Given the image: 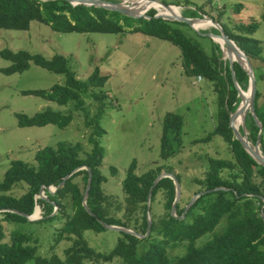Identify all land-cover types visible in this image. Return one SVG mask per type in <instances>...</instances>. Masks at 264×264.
Instances as JSON below:
<instances>
[{
	"label": "trees",
	"instance_id": "obj_1",
	"mask_svg": "<svg viewBox=\"0 0 264 264\" xmlns=\"http://www.w3.org/2000/svg\"><path fill=\"white\" fill-rule=\"evenodd\" d=\"M144 7L138 6L134 9ZM242 8L243 4L238 3L234 6V11L239 14ZM156 12L147 8L134 15L145 14L149 19H133L102 8L72 6L64 0H0V30L28 31L31 22H38L61 33H142L178 47L184 73L200 76L211 82L218 99L219 110L213 133L204 139L195 140L194 143L208 142L212 136L218 135L227 143L232 155L231 161L209 160V169L204 178L199 180L202 186L199 192L215 188L225 190L201 195L185 216L179 219L177 217L181 216L183 209H180L178 203L175 209L177 217L171 215L175 197L174 183L169 178L161 179L150 196L151 229L148 236L139 239L132 234L119 232L120 238L109 253L96 252L84 241L83 234L89 230L96 233L107 230L100 221L129 229L137 235L146 233L148 192L163 167L156 166L142 175H137L134 173L136 162L133 160L122 181L125 201L123 221L111 213L113 208L111 205L108 208L107 205L111 198L102 189L106 178L100 171L104 154L98 141L104 134L99 121L106 107L107 95L102 89L108 76L101 75L98 67H95L85 80H79L69 67L67 59L60 54L46 59L40 54H30L23 50L13 52L2 49L0 57L10 63L0 69L4 75L20 74L34 65L65 78L63 84H55L49 90H25L20 92L21 95L36 96L59 106L73 102V110L82 113L85 112L82 95H90L98 107L89 121L84 120L85 126L92 130L87 138L90 150L84 153V157L79 143L71 145L61 142L56 147L38 150L34 155V166L22 161H12L0 181L2 221L27 222L19 213L30 216L35 207H38L37 215L39 216L40 211L42 218L30 222L60 221L55 240L59 242L65 238L70 245L63 250L62 256H35L36 240L26 233L13 230L9 240L2 242L0 225V264H264V167L247 154L229 127L230 114L243 100V96L240 100L232 81L229 63L222 61V51L217 43H212V55H206L197 43L178 28V25L186 24L154 18ZM199 12V9H194L190 13H182V16L200 19ZM200 13L203 17L206 15ZM260 19L264 22V13ZM215 22L221 25L229 39L247 56L251 65V61L261 58L260 41L252 37L258 29L257 23L239 24L233 32L218 19ZM211 32L219 33L214 29ZM233 71L237 85L242 91H246V72L236 62L233 63ZM253 72L256 81L253 109L262 127L259 149L264 156V101L260 105L257 103L261 91L257 89L254 68ZM15 116L20 128L55 125L64 129L72 121L71 114L63 115L51 110H44L31 117L19 113ZM244 125L248 132L247 139L254 145L259 127L251 112L246 113ZM182 128L183 120L179 115L165 114L160 136L161 159L167 160L181 151ZM77 168L82 169L71 174ZM86 168L91 172L90 190L86 199L89 212L82 205L88 181ZM110 171L113 176L116 175L114 168ZM68 175L69 178L63 181ZM61 183L63 184L59 187ZM21 184L26 190L19 198L8 194L12 188ZM51 186L57 188L54 193L48 190ZM41 187L44 199L37 198ZM158 193H162L164 198L165 214L156 219V212L152 213L151 206ZM117 206L115 209L119 212L120 207ZM55 207L57 211L53 214ZM178 246L184 247V253L179 256H170L167 253V248Z\"/></svg>",
	"mask_w": 264,
	"mask_h": 264
},
{
	"label": "rangeland",
	"instance_id": "obj_2",
	"mask_svg": "<svg viewBox=\"0 0 264 264\" xmlns=\"http://www.w3.org/2000/svg\"><path fill=\"white\" fill-rule=\"evenodd\" d=\"M155 1L165 5L174 4L169 5L170 8L173 7L181 16L194 9L205 13L204 17L198 13L204 21L195 25L201 33L216 30L208 18L214 19V22L218 19L233 32L239 24L257 23L258 29L252 37L260 41L261 58L251 62L256 74L257 89L264 87V22L260 19L264 13V0ZM112 3H122L127 8L138 4L134 0H114ZM238 3L243 4L239 14L234 11ZM178 28L197 43L206 55H212V39L200 36L187 25H178ZM2 49L13 52L23 50L30 54H40L46 59L60 54L67 59L79 80H85L95 67H98L101 75L108 76L102 89L107 95L106 107L99 121L104 130V134L98 138L104 154L100 171L106 178L102 185L103 192L111 198L107 202L108 208L111 205V213L119 216L122 221L125 205L122 181L133 160L136 162L134 173L137 175L161 166L163 169L160 173L177 176L181 189L178 204L183 211L195 193H199L202 187L199 180L208 171L209 160H232L227 143L218 135L212 136L208 142L194 143L195 140L206 138L215 129L219 110L217 95L211 82L203 78L197 82L196 77L184 73L179 48L167 41L142 33H61L48 25L31 22L28 31L0 30ZM221 59L223 62L228 61L224 51ZM9 64L0 57V69ZM64 79L63 75L50 73L34 65L20 74L4 75L0 72V181L12 161L34 166V155L44 147H56L61 142L71 145L79 143L83 149L82 157L90 150L87 138L92 130L85 126L84 120L89 121L98 107L90 95H82L85 110L82 113L73 110V102L59 106L36 96L20 94L25 90H49L55 84H63ZM243 92V95L247 94L248 89ZM263 98L262 89L258 105L264 101ZM44 110L71 114L72 121L64 129L55 125L18 127L16 114L31 117ZM166 113L177 114L183 120L182 148L178 154L163 160L159 156L160 136ZM239 129L242 132L241 125ZM245 134L248 135L246 129ZM248 142L253 145L249 139ZM111 168L116 170L115 176L111 174ZM50 188L57 189L52 186ZM25 190L21 184L12 188L8 194L19 198ZM117 205L120 207L119 212L115 209ZM151 211L156 212V219L165 214L162 193L156 196ZM41 218L40 211L39 216L31 217L33 220ZM60 223L58 220L6 223L0 219L2 242L9 240L11 232L15 230L37 241L35 256H62L70 242L65 238L56 242ZM119 238L120 233L111 230L100 233L89 230L83 234L87 245L100 253H109ZM167 253L179 256L184 253V247L167 248Z\"/></svg>",
	"mask_w": 264,
	"mask_h": 264
},
{
	"label": "water",
	"instance_id": "obj_3",
	"mask_svg": "<svg viewBox=\"0 0 264 264\" xmlns=\"http://www.w3.org/2000/svg\"><path fill=\"white\" fill-rule=\"evenodd\" d=\"M44 1V0H41ZM66 2H68L69 4H71L72 6H77V5H83V6H87V7H96V8H102L108 11H113V12H117L123 16L129 17V18H133V19H140V18H146L149 19V17H147L145 14L143 16H136L133 13H131L129 11V9H127V7H123L122 3H112V2H107L105 0H64ZM149 1H153V2H157L158 4H160L161 6L167 8H170V6L163 4L162 2L159 1H155V0H149ZM154 18H160L163 20H168V21H177V22H181L186 24L187 26H189L194 32L198 33L200 36L203 37H208L210 39H212L215 43H217L213 38H220V40L224 43L226 50L228 53L235 55V57L237 58V60H232L231 58H227L228 62H229V68L231 71V77H232V81L235 85V88L238 91V96L241 99L243 96V91L239 88V86L237 85V82L235 80V76H234V71H233V63L236 62L237 64H239L241 66V68L246 72L247 76H248V92H249V107L248 108H241L238 105V107L236 108V110L230 115L229 117V127L232 130V133L234 135V138L240 143V145L243 147V149L247 152V154H249L258 164L262 165L264 167V156L262 155L260 149H259V145H260V139H261V135H262V127L260 125V123L258 122L256 115L254 113V109H253V104H254V98H255V92H256V81H255V77H254V72H253V68L252 65L250 64L247 56L235 45V43L229 39V37L225 34V32L223 31L222 27L220 25H218L216 22H214L212 19L208 18L213 24H214V28L219 32L218 34H213V33H201L199 32L193 25L192 23L195 20H201L199 18H186L183 16H178L177 18H168L158 12H156V14L154 15ZM221 51L223 52V48L221 47L220 44H218ZM239 57L243 58V60L245 61V65H243L239 59ZM251 112L253 118L255 119L256 125L259 127V134L256 138V141L254 143V145H250L247 139V136L245 134V125H244V120H245V115L247 112ZM239 114H243V121L241 123V130L242 132L239 131V129L235 128L233 126V123L235 121V119L237 118V116ZM85 168V167H83ZM82 168H77L75 169L71 174L79 171ZM88 170V181H87V185L84 191V195H83V201H82V205L83 207L86 209V211L89 212L87 206H86V199L88 197V192L90 190V184H91V172L88 168H86ZM70 175L66 176L64 178L63 181L67 180L69 178ZM164 178H169L173 181L174 183V187H175V197L171 206V215L173 217H177L175 215V209H176V204L179 202L180 197H181V189H180V185L176 179V177L173 174L164 172V173H160L159 176L154 180L149 192H148V199H147V208H148V212H147V229H146V233L144 235H137L136 233L132 232L131 230L122 228V227H118V226H112V225H108L102 221H100L101 225L103 228L107 229V230H111V231H115V232H124V233H129L132 234L134 236H136L139 239H142L144 237H147L148 234L150 233V229H151V216H150V212H149V205H150V196L152 194V190L153 188L158 184V182L161 179ZM63 183H61L59 185L62 186ZM48 190L50 193H54L56 190L51 189L50 187H48ZM217 190H225L224 188H215V189H211V190H204L201 191L199 193H197L196 195H194L187 207L185 208V210L182 212L181 216L177 217V218H183L186 214V212L188 211V209L192 206V204L203 194L205 193H210L212 191H217ZM37 198H45L44 194H43V187H41L40 192L37 196ZM36 209L39 210L38 207H35L34 212L36 211ZM263 210H264V200H263ZM263 210H261V213H263ZM2 211V210H0ZM12 212H16L15 210H10ZM57 211V207L54 208V212L53 214H55ZM21 216L25 217L28 221H37V220H33L31 219V217L33 216H27L26 214L23 213H19ZM262 219H264L263 215H262Z\"/></svg>",
	"mask_w": 264,
	"mask_h": 264
},
{
	"label": "bare ground",
	"instance_id": "obj_4",
	"mask_svg": "<svg viewBox=\"0 0 264 264\" xmlns=\"http://www.w3.org/2000/svg\"><path fill=\"white\" fill-rule=\"evenodd\" d=\"M136 3L138 2V4L130 7V8H127L129 9V11L131 13H138V12H141L143 11L144 9H147V8H152V9H155L158 13L160 12V14L168 17V18H177L178 16H180L176 10L173 9V7L171 8H165L163 6H161L160 4H158L157 2H153V1H149V0H134ZM142 4H148L147 6H145L144 8L142 9H134V8H137L138 6H141ZM170 11V12H169ZM209 20V19H207ZM201 21H204V19H201V20H195L192 25L195 27V25L199 24ZM210 21V20H209ZM211 22V21H210ZM209 25V24H208ZM196 28V27H195ZM202 28V27H201ZM218 44L221 45V47L223 48L224 50V54L227 58H229V55H230V58L232 60H237V58L235 57V55L233 54H230L227 52L226 50V47L224 45V43L220 40V38H213ZM240 62L245 65V61L243 60V58L239 57ZM240 106V109L241 108H248L249 107V92L245 95H243V100L241 102V104L239 105ZM243 121V114H239L237 116V118L235 119L234 123H233V126L237 129H239V126L241 125ZM240 130V129H239ZM37 211L38 209H36L35 211V214L33 215V218L37 217ZM35 216V217H34Z\"/></svg>",
	"mask_w": 264,
	"mask_h": 264
},
{
	"label": "built area",
	"instance_id": "obj_5",
	"mask_svg": "<svg viewBox=\"0 0 264 264\" xmlns=\"http://www.w3.org/2000/svg\"><path fill=\"white\" fill-rule=\"evenodd\" d=\"M196 79L197 82L202 81V78L200 76H197Z\"/></svg>",
	"mask_w": 264,
	"mask_h": 264
},
{
	"label": "crops",
	"instance_id": "obj_6",
	"mask_svg": "<svg viewBox=\"0 0 264 264\" xmlns=\"http://www.w3.org/2000/svg\"><path fill=\"white\" fill-rule=\"evenodd\" d=\"M262 89H263V94H264V87H262L260 90L262 91ZM263 100H264V98H263ZM263 102V101H262Z\"/></svg>",
	"mask_w": 264,
	"mask_h": 264
}]
</instances>
